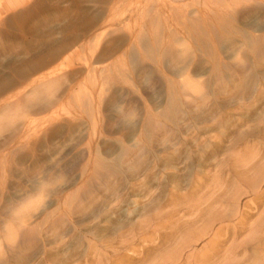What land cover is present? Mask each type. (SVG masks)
Returning a JSON list of instances; mask_svg holds the SVG:
<instances>
[{
  "label": "rangeland",
  "instance_id": "rangeland-1",
  "mask_svg": "<svg viewBox=\"0 0 264 264\" xmlns=\"http://www.w3.org/2000/svg\"><path fill=\"white\" fill-rule=\"evenodd\" d=\"M230 1L0 0V248L5 252L0 249L2 264H50V259L55 264H96L97 260V264H165V259L158 262L155 254L166 251L165 258L173 254V245L168 244L171 239L166 219L172 222L171 218L182 216L189 209L186 199L198 200L214 184L216 176L207 179L205 173L208 168H215L219 159L234 156L237 150L258 151L240 138L236 148L230 145V139L243 128L242 124L246 126L243 130H247L245 137L249 141L264 136L263 132L250 133V125L258 122L264 125V71H261L264 70V0L260 3L251 0L250 8L249 0ZM243 2L247 3L246 7ZM239 57L245 58L242 61L245 65L238 62ZM224 58L226 64L229 62L227 68L220 67L228 66ZM214 64L217 67L213 68ZM238 115L242 120L237 119ZM162 123L169 124V131ZM214 123L221 126L217 128ZM154 128L167 134V139ZM142 131L146 142L141 145L148 146L141 148L137 158L125 155V145L134 148ZM219 135L225 136L223 143L219 142ZM215 146L220 149L213 156ZM217 156L220 158L216 159ZM94 167L110 171L107 179L113 181L112 187L95 192L94 181V188L82 191L84 182L92 180L88 172ZM175 168L180 177L175 174ZM195 172L202 179L205 175L206 185L210 183L202 194L191 189ZM222 176L228 178L227 168ZM174 188L178 197L171 201L169 193ZM230 188V185L225 188L229 191L225 193L229 201H223L226 205L232 204ZM77 196L81 200L77 201ZM252 198V195L242 196V208L247 213L252 209L245 204ZM97 200L102 205L96 204ZM174 207L179 210L173 211ZM223 207L215 209L213 214H219ZM57 212H60L57 216L62 215V224L58 221L53 228ZM141 212L142 218L138 217ZM176 212L180 216L173 217ZM253 215L251 220L258 216ZM20 219L30 221L35 238L28 245L29 250L19 253L8 248L4 235L11 228L17 229ZM84 231L87 236L83 235ZM138 232L144 234L138 236ZM119 237L128 242H120ZM206 239L197 243V251L203 249ZM92 244L97 245L92 247ZM161 244V250L155 251ZM105 246H114L110 248L116 249H113L116 253L111 250V256ZM253 250L252 246L246 249L250 258ZM145 253H150L151 258L144 259ZM260 259L255 264H262Z\"/></svg>",
  "mask_w": 264,
  "mask_h": 264
},
{
  "label": "bare ground",
  "instance_id": "bare-ground-1",
  "mask_svg": "<svg viewBox=\"0 0 264 264\" xmlns=\"http://www.w3.org/2000/svg\"><path fill=\"white\" fill-rule=\"evenodd\" d=\"M230 1V0H229ZM251 0H249L247 3H248V5H249V3H251V2H254V0L253 1H251ZM260 1H262V0H259V2H258V0L256 1L255 0V2H257V3H260ZM230 2H233L232 0L230 1ZM237 2V1H236ZM238 3V2H237ZM243 3H245V2H243ZM247 3H245V7L247 6L246 4ZM263 3V2H262ZM181 4V3H180ZM239 4V3H238ZM241 4H242V2H241ZM255 4V3H254ZM171 5V4H170ZM183 5V4H182ZM186 5H188V4H186ZM244 4H242V6H243ZM184 6V5H183ZM241 5H240V7H241V9L243 8ZM253 7V3H252V5H249V7L248 8H250V7ZM255 6H257V5H255ZM181 8V7H180ZM190 8H192V7H190ZM189 8V9H190ZM256 8V7H255ZM188 9V10H189ZM209 9V8H208ZM245 9V8H244ZM236 9H234V11H235ZM239 10V9H238ZM243 10V9H242ZM246 10H247V8H246ZM252 10V9H251ZM211 11V10H210ZM231 11H232V8H231ZM239 11H241V10H239ZM248 11V10H247ZM183 12V11H182ZM188 12V11H187ZM195 12V11H194ZM197 12V11H196ZM195 12V13H196ZM215 13L214 11H211V13ZM263 12H264V10H263ZM227 13V12H226ZM232 13H234L233 11H232ZM242 13V12H241ZM252 13V12H251ZM185 14H187V13H185ZM221 14H223V13H221ZM243 14V13H242ZM245 14H246V12H245ZM250 14V13H249ZM156 15V14H155ZM244 15V14H243ZM166 16V15H165ZM185 16V15H184ZM249 16V15H248ZM219 17V16H218ZM225 17V16H224ZM223 17V18H224ZM159 19V18H158ZM226 20V19H225ZM228 21V20H227ZM168 22V21H167ZM167 22H165V23H167ZM185 22V21H184ZM183 22V23H184ZM223 22V21H222ZM227 23H229V22H227ZM218 24V23H217ZM151 25H152V23H151ZM179 25V24H178ZM195 26V25H194ZM200 26V25H199ZM188 27V26H187ZM196 27H197V25H196ZM157 28V27H156ZM221 28V27H220ZM219 28V29H220ZM222 29V28H221ZM213 30V29H212ZM155 31V30H154ZM158 31V30H157ZM143 32V31H142ZM201 32V31H200ZM209 32H210V30H209ZM141 33V32H140ZM145 34H147L146 32H144ZM153 33V32H152ZM170 33V32H169ZM207 33V32H206ZM142 34V33H141ZM154 34V33H153ZM157 34V33H156ZM138 36H139V34H138ZM187 36V35H186ZM249 36V35H248ZM255 36V35H254ZM249 38V37H248ZM255 38V37H254ZM253 38V39H254ZM154 39V38H153ZM173 39V38H172ZM178 40H181V38L180 39H178ZM259 40V39H258ZM263 40H264V37H263ZM186 41V40H185ZM254 41H256V40H254ZM253 41V42H254ZM260 41V40H259ZM258 41V42H259ZM167 42V41H166ZM157 43H159V42H157ZM183 43V42H182ZM252 43V42H251ZM255 43V42H254ZM156 44V43H155ZM177 44V43H176ZM190 44V43H189ZM239 44V43H238ZM182 45V44H181ZM264 45V44H263ZM187 46V45H186ZM253 46V45H252ZM155 47V46H154ZM182 47V46H181ZM188 47V46H187ZM151 48V47H150ZM158 48V47H157ZM261 48V47H260ZM259 48V49H260ZM146 49V48H145ZM253 49V48H252ZM262 49V48H261ZM151 50H153V49H151ZM256 50H257V47H256ZM255 51V50H254ZM142 52V51H141ZM146 52H148V51H146ZM251 53V52H250ZM262 53V52H261ZM146 55H148V54H146ZM213 55V54H212ZM256 55V54H255ZM254 55V56H255ZM258 55H260L261 56V54H259L258 53ZM213 57V56H212ZM215 57V56H214ZM219 57H221L220 56V54H219ZM264 57V56H263ZM144 58V57H143ZM217 58V57H216ZM240 58V57H239ZM238 58V59H239ZM249 58V57H248ZM211 59V58H210ZM225 59V58H224ZM241 60L239 61L238 60V62H241V64H244V63H242V61H244V59L245 58H240ZM243 59V60H242ZM218 60V61H217ZM217 60H215V61H217L218 63H219V59L217 58ZM220 60H221V63H224V62H222V61H224V60H222L221 58H220ZM249 60H250V58H249ZM255 60V59H254ZM229 61H230V59H229ZM234 61H237V60H234ZM246 61V60H245ZM250 61H253V59L252 60H250ZM261 61H262V59H261ZM260 61V62H261ZM213 62V61H212ZM226 59H225V64H226ZM231 62V61H230ZM247 62V61H246ZM245 62V63H246ZM259 62V64H261ZM217 63V64H218ZM220 63V64H221ZM233 63V62H232ZM229 64V62L226 64V65H228ZM259 64H258V66H259ZM230 65H232L231 63H230ZM237 65V64H236ZM245 65V64H244ZM248 65V64H247ZM249 66V65H248ZM214 67H217L215 64L213 65V68ZM220 67H223V68H227V67H229V65L228 66H225V65H223L222 64V66L220 65ZM231 67V66H230ZM233 67V66H232ZM243 67V66H242ZM236 68H238V67H236L235 66V69ZM254 68H255V66H254ZM262 68V67H261ZM233 69H234V67H233ZM240 69V68H239ZM238 69V70H239ZM242 69V68H241ZM240 69V70H241ZM246 69V68H245ZM253 69V68H252ZM256 69H258V67L256 68ZM263 69V68H262ZM223 70V69H222ZM228 70H231V69H229L228 68ZM239 70V71H240ZM244 70V69H243ZM258 70H260V69H258ZM231 71H233V70H231ZM238 71V72H239ZM250 71H251V67H250ZM255 71V70H254ZM261 71H264V70H261ZM151 72V71H150ZM220 72V71H219ZM229 72V71H228ZM237 72V71H236ZM245 73L246 72H248L247 70L246 71H244ZM233 73V72H232ZM231 73V74H232ZM240 73H242L241 71L239 72V74ZM245 73H243V76H244V74ZM239 74H236V75H239ZM247 74V73H246ZM240 75H242V74H240ZM233 76H235V75H233ZM183 82V81H182ZM181 82V83H182ZM188 81H186V84H189V83H187ZM220 83V82H219ZM185 84V83H184ZM172 85V84H171ZM191 85V84H190ZM217 85V84H216ZM183 87H185V86H183ZM190 87V86H189ZM201 89V88H200ZM261 89V88H260ZM181 92V91H180ZM201 93V92H200ZM199 95V94H198ZM177 102V101H176ZM187 105H189V104H187ZM229 106H230V104H228ZM231 105H234V104H231ZM246 105V104H245ZM250 105V104H249ZM252 106H253V104H252ZM251 106V107H252ZM214 107H218V106H215L214 105ZM250 107V106H249ZM212 108V107H211ZM248 108V107H247ZM213 109V108H212ZM264 109V108H263ZM241 111V110H240ZM244 111V110H243ZM243 111H241V112H243ZM253 111H254V109H253ZM263 111V110H262ZM236 112H237V110H236ZM239 112V111H238ZM237 112V113H238ZM248 113H249V111H247ZM245 113V112H244ZM243 113V114H244ZM170 114V113H169ZM240 114V116L241 115H243V114H241V113H239ZM174 115V114H173ZM214 115V114H213ZM232 115V114H231ZM258 115V114H257ZM260 115V114H259ZM262 115V114H261ZM247 116V115H246ZM170 117V116H169ZM260 117V116H259ZM259 117H257L256 116V118H258V119H261V118H259ZM220 118V117H219ZM240 117H239V115H238V118L237 119H239ZM244 118H245V115H244ZM217 119V118H216ZM233 119H235V117L234 118H232L231 120H233ZM236 119V120H237ZM241 119V118H240ZM215 119L213 118V121H214ZM224 120V119H223ZM227 120V119H226ZM235 120V121H236ZM242 120V119H241ZM245 120V119H244ZM255 120V119H254ZM257 120V119H256ZM212 121V122H213ZM238 121V120H237ZM260 121V120H259ZM263 121V120H262ZM211 122V121H210ZM228 122V121H227ZM240 122V121H239ZM249 122V121H248ZM251 122V121H250ZM249 122V123H250ZM256 122V121H255ZM261 122V121H260ZM264 122V121H263ZM157 123H160V122H157ZM217 123V122H216ZM234 123V122H233ZM241 123H242V121H241ZM161 124V123H160ZM159 124V125H160ZM163 124V123H162ZM166 124H168V123H164L163 125L165 126V128H167L168 129V131H169V128H168V126H169V124L168 125H166ZM215 124V123H214ZM213 124V125H214ZM235 124V123H234ZM234 124H232V127H233V125ZM251 124H253V122L251 123ZM172 125H173V123H172ZM216 125V124H215ZM220 125V124H219ZM219 125H216V127L217 126H219ZM235 125H237V124H235ZM243 126V128L240 130V131H237L236 132V135H234V136H232V139H230V145L233 147V149L234 148H236L237 147V144H239V142H240V139L241 140H244V142H246V144L247 145H249V143H250V145L253 147V148H258V151L256 152H254V151H252V150H249V148H247L246 149V147L244 148L243 146V148L244 149H246L247 151L249 150V151H252V152H250V153H246V152H239V150H237L238 151V154H234V156H231V157H229L228 155H226V156H228L229 157V159H228V157H226V158H224V159H219L220 158V156H219V158H218V156H217V158L216 159H219L218 160V162L216 163V159L214 160V162L216 163V164H214L215 165V168H208V172L207 173H205V175L203 174V179H204V176L205 177H207V176H210V177H212V178H214L215 176V179H216V181L215 180H211V181H215L214 182V184L213 185H211L210 186V183H209V186L208 185H206L203 181V179H202V177H199L200 175H196V173L198 172H195V175H194V177H193V180H191V182H190V185H191V189L194 191H200L201 192V194H202V191L203 190H206L204 193V195H200L201 197H196L198 200H191L190 198H188V199H186V204H188V208L189 209H187L188 211H184V213L182 214L181 213V215L182 216H180V215H177V214H179V213H174V215L172 214V216L174 217L175 215H177V216H180V217H178V218H171L173 221L172 222H167L169 219H166L167 221H166V223H168L169 224V229H170V231H169V235H170V239L171 240H169L170 241V243H168V244H170L169 245V247L170 246H172L173 245V254L172 255H168V253H167V255L169 256V257H171V258H169V257H167L168 258V260L169 261H171V262H174V264L175 263H178V264H245V263H250V264H252V262H253V264H255V263H257L256 262V260L257 259H260V258H262L263 259V263L262 264H264V208H263V206H264V146H263V144H264V136L263 135H259L260 137H261V139H257L256 138V140L255 139H253V138H250V139H253V140H251V141H249L247 138L248 137H245V136H247L248 134H246V131L247 130H243V129H245V127H244V124H242ZM250 124H247V127L249 126ZM261 123H254L252 126L250 125V133L252 134L253 132H254V134H258V133H262L263 132V134H264V125H262ZM152 126V125H151ZM167 126V127H166ZM171 126V125H170ZM173 126H175V125H173ZM221 126V125H220ZM230 127H231V125H229ZM237 126H239V125H237ZM153 127H154V125H153ZM160 127V126H159ZM176 127V126H175ZM197 127V126H196ZM204 127V126H203ZM231 127V128H232ZM155 128H157L158 129V127H156V123H155ZM154 128V129H155ZM162 128V130L164 131V129H163V127H160L159 129H161ZM207 128V127H206ZM218 128V127H217ZM227 128V127H226ZM235 128H237V127H235ZM240 128V127H239ZM143 129V128H142ZM157 129H155L157 132L159 131V130H157ZM194 129V128H193ZM198 129V128H197ZM209 129V128H208ZM215 129V128H214ZM225 129V128H224ZM247 129V128H246ZM162 130H160V131H162ZM196 130V129H195ZM194 130V131H195ZM206 130V129H205ZM216 131H217V129H215ZM221 130V129H220ZM144 131V130H143ZM141 132L140 133V137L138 136V138H137V141L134 143V148L133 147H131V146H127V145H125V148H124V150H125V155H135L134 157H139L140 155H139V153L141 152L140 150H142L141 148L142 147H144L146 144H144V146H142L143 145V143H144V141L146 142V140H144L143 141V139L142 138H144L143 137V135L145 136V134H144V132ZM173 131V130H172ZM171 131V132H172ZM196 131H198V130H196ZM208 131V130H207ZM223 131V130H222ZM234 131V130H233ZM249 131V130H248ZM165 132H166V129H165ZM164 132V133H165ZM202 132V131H201ZM204 132H206V131H204ZM212 132V130L210 129V133ZM158 133H160V135H161V133L162 132H158ZM169 133V132H168ZM187 133V132H186ZM191 133H193V131L191 132ZM197 133V132H196ZM195 133V134H196ZM207 133V132H206ZM213 133V132H212ZM156 134V133H155ZM163 134V133H162ZM166 134V133H165ZM231 134H233L232 132H231ZM159 135V136H160ZM164 135V134H163ZM185 135V134H184ZM186 135H188V134H186ZM192 135V134H191ZM211 135V134H210ZM158 136V135H157ZM156 136V137H157ZM165 136V139H167L166 138V136H168L167 134L166 135H164ZM199 136V135H198ZM249 136L251 137V135L249 134ZM258 136V135H257ZM258 136V137H259ZM146 137V136H145ZM189 137V136H188ZM200 137V136H199ZM203 137V136H202ZM202 137H200V138H202ZM208 137V136H207ZM219 137V142H222L223 143V141H224V138H225V136H221V135H219L218 136ZM229 137V136H228ZM231 137V136H230ZM161 138V137H160ZM183 138H185V136L183 137ZM190 138V137H189ZM204 138V137H203ZM240 138V139H239ZM186 139H187V136H186ZM195 140H196V138H194ZM205 139V138H204ZM210 139H212V137L210 138ZM193 140V139H192ZM200 139H198V141H199ZM229 140V139H228ZM258 140V141H257ZM197 141V140H196ZM196 141H193V142H195L196 143ZM197 141V142H198ZM202 142H203V140H201ZM201 141H200V143H201ZM186 142V141H185ZM150 143V142H149ZM186 143H188V142H186ZM205 143V142H204ZM243 143V142H242ZM142 144V145H141ZM210 144V143H209ZM208 144V145H209ZM236 144V145H235ZM244 144V143H243ZM196 145H197V143H196ZM205 144H203V146H204ZM207 145V144H206ZM218 145V144H217ZM241 145V144H240ZM146 146H148V144L146 145ZM189 146H190V144H189ZM200 146H202V145H200ZM203 146L201 147L202 149H203ZM210 146V145H209ZM226 146V145H225ZM193 147V146H192ZM197 147V146H196ZM195 147V148H196ZM224 147V146H223ZM241 147V146H240ZM249 147V146H248ZM133 148V149H132ZM190 148V147H189ZM197 148H199V147H197ZM216 148V146L214 147V149H212L213 151H215V152H213V156H215V155H217V153L219 152V149L220 148H217V149H215ZM239 148V147H238ZM194 149V148H193ZM244 149H242V150H244ZM196 150V149H195ZM198 150V149H197ZM226 150V149H225ZM229 150H231V149H229ZM245 150V151H246ZM203 151V150H202ZM232 151V150H231ZM81 152V151H80ZM135 152H136V154H135ZM139 152V153H138ZM144 152V151H143ZM187 152H188V150H187ZM192 152H194V151H192ZM204 152H206V151H204ZM212 152V151H211ZM223 152V151H222ZM141 154V153H140ZM191 154V153H190ZM208 153H206V155H207ZM228 154V153H227ZM231 154V153H230ZM143 156H144V154H142ZM169 155V154H168ZM167 155V156H168ZM142 156V157H143ZM170 157V156H169ZM168 157V158H169ZM126 157H124V161H126V159H125ZM141 158V157H140ZM172 158V157H171ZM175 158V157H174ZM189 158V157H188ZM173 159V158H172ZM202 159H203V156H202ZM210 159V158H209ZM211 160V159H210ZM213 160V159H212ZM203 161H205L204 159H203ZM194 163V162H193ZM212 163V162H211ZM196 164V163H195ZM199 164V163H198ZM201 164V163H200ZM211 165H213V164H211ZM210 165V166H211ZM193 166H194V164H193ZM228 166L230 167V169L228 168ZM99 167V166H98ZM137 167H140V166H137ZM137 167H136V169H137ZM187 167V169H188V166H186ZM94 168H96V169H94ZM90 172H88V178L91 180V181H89V180H86L87 182H91V183H87V182H84L85 184H86V186L84 187V189L83 188H81V190L82 191H84V190H86V189H92V188H94L93 186H94V181H95V189H94V191L95 190H98V191H101V190H103V189H105V188H110V187H112L111 186V183L113 182V181H108V179H107V177L109 176V174L111 175V173H110V171H109V173L107 172V171H103V169L101 170V168H97V167H94ZM193 168V167H192ZM225 168H227L228 170H229V176H228V178L227 179H224L225 177H223L222 175L224 174V171H225ZM176 169V168H175ZM197 169V168H196ZM195 169V170H196ZM170 170V169H169ZM181 170V169H180ZM184 170V169H183ZM189 170V169H188ZM84 171L86 172V170L84 169ZM139 171V170H138ZM172 171V170H171ZM176 171L177 172H175V174L176 173H178L179 172V170H177L176 169ZM185 171V170H184ZM194 171V170H193ZM192 171V172H193ZM84 172V173H85ZM183 172V171H182ZM186 172V171H185ZM184 172V173H185ZM188 172V171H187ZM83 173V172H82ZM173 173H174V171H173ZM172 174V173H171ZM170 174V175H171ZM180 173H178V177H180L181 175H179ZM194 174V173H193ZM197 174H199V173H197ZM84 175V174H83ZM87 175V174H86ZM173 175V177H175L174 176V174H172ZM171 175V176H172ZM228 175V174H227ZM189 176H192V174L191 175H189ZM223 177V178H220V177ZM110 177H112V176H110ZM149 177V176H148ZM187 178H190V177H188V176H186ZM229 177H230V179H229ZM87 177H86V179H88ZM114 178V177H113ZM168 178V177H167ZM209 177H207V179H208ZM180 179H182V178H180ZM191 179H192V177H191ZM224 179V180H223ZM145 180V179H144ZM172 181V180H171ZM175 181H177V180H175ZM188 181H190V179H188L187 180V182ZM210 181V182H211ZM219 181L221 182V183H219ZM115 182H117L116 180L114 181V183ZM174 182V181H173ZM180 182H181V180H180ZM179 182V183H180ZM83 183V184H84ZM143 183V182H142ZM84 184V185H85ZM116 185V184H115ZM231 186V188H232V185L234 186L232 189H233V194H232V198L230 199V203H232V204H230V205H226V203L224 204V202L223 201H229L227 198H226V195H225V193H227V192H229V191H227L226 192V190H228V189H225L226 187H228V186ZM177 186H179V185H177ZM176 186V187H177ZM189 186V185H188ZM181 187V186H180ZM186 187V186H185ZM206 187H209V188H206ZM86 188V189H85ZM118 188V187H117ZM116 188V189H117ZM204 188H206V189H204ZM231 188H230V190H231ZM115 189V190H116ZM175 189L176 188H174L173 190H171V192L169 193V198H170V200L172 201V200H175V198H177L178 197V193L175 191ZM178 189V188H177ZM189 189V188H188ZM88 190V191H89ZM114 190V189H113ZM112 190V191H113ZM114 190V191H115ZM187 190V189H186ZM87 191V190H86ZM93 191V190H92ZM93 191V192H94ZM110 191H111V189H110ZM181 191H183V190H181ZM180 191V192H181ZM191 191V190H190ZM92 192V193H93ZM96 192V191H95ZM94 192V193H95ZM101 192H103V191H101ZM116 192H117V190H116ZM115 192V193H116ZM179 192V193H180ZM188 192V191H187ZM83 193V195L84 194H86V193H88V192H86V193H84V192H82ZM105 193H107V192H105ZM109 193V192H108ZM151 193V192H150ZM153 193V192H152ZM184 193H185V190H184ZM79 194V193H78ZM110 194V193H109ZM113 194V193H112ZM118 194V193H117ZM209 194V195H208ZM82 195V196H83ZM93 195V194H92ZM94 195H96L97 196V194H94ZM108 195V194H107ZM106 195V196H107ZM116 195V194H115ZM115 195H113V196H115ZM181 195H183L182 194V192H181ZM243 195H252V199H251V202H248V203H246L245 205L246 206H248V207H250L251 209H252V211L251 212H249V213H247L246 211H244L243 210V208H242V206H243V204H242V196ZM95 196V197H96ZM101 196V195H100ZM111 196V195H110ZM194 196V195H193ZM229 196V195H228ZM88 197H89V194H88ZM91 197H93V196H90V198ZM109 197V196H108ZM195 197V196H194ZM230 197V196H229ZM72 198V197H71ZM98 198V197H97ZM101 198V197H100ZM151 199H152V197H150ZM180 198V197H179ZM184 198H186V197H184ZM196 198H194V199H196ZM81 200V198L79 197V196H77V198H76V200L78 201V200ZM89 199V198H88ZM109 199H111V198H109ZM109 199L107 200V201H109ZM168 199V198H167ZM101 200V199H100ZM170 200H168V201H170ZM70 201V200H69ZM83 201V200H82ZM90 201V200H89ZM102 201V200H101ZM181 201H182V199H181ZM180 201V202H181ZM72 202V201H71ZM83 203H85L84 201H83ZM82 203V204H83ZM93 203V202H92ZM91 203V204H92ZM95 203V202H94ZM93 203V204H94ZM98 203V200H97V202H96V204ZM102 202H99L98 204H100V205H102L101 204ZM151 203H152V201H151ZM156 202H154L153 204H155ZM87 204V203H86ZM86 204H84V205H86ZM118 204V203H117ZM170 204H172V202L170 203ZM228 204V203H227ZM71 205V204H70ZM179 205H181V204H179ZM151 206V205H150ZM154 206V205H153ZM165 206H166V204H165ZM177 206V205H176ZM175 206V207H176ZM223 206H226V207H223ZM88 207H89V205H88ZM100 207V206H99ZM173 207V206H172ZM171 207V208H172ZM174 207V208H175ZM221 207H223V209H221L222 211L219 213V214H213L214 213V210L215 209H219V208H221ZM83 208V207H82ZM94 208V207H93ZM92 207L90 208V209H93ZM95 208H97V207H95ZM94 208V209H95ZM144 208V207H143ZM169 207H167V209H168ZM177 208V207H176ZM175 208V209H176ZM178 208H179V206H178ZM263 208V209H262ZM66 209V208H65ZM83 209H86V208H83ZM87 209H89V208H87ZM180 209V208H179ZM179 209H176V210H174L173 209V211H178ZM71 209H69V211H70ZM81 210V213H82V209H80ZM96 210V209H95ZM98 210H100V209H98ZM151 210V209H150ZM150 210L148 211V212H150ZM155 210V209H154ZM220 210V209H219ZM218 210V211H219ZM65 211V210H64ZM72 212L74 211V209H72L71 210ZM70 211V212H71ZM77 211V210H76ZM79 211V210H78ZM78 211H77V213H78ZM94 211V210H93ZM102 211V210H101ZM100 211V212H101ZM104 211V210H103ZM155 211H157V210H155ZM164 211V210H163ZM173 211H170V212H172L173 213ZM217 211V212H218ZM99 213V211H96V213ZM106 212V211H105ZM104 212V213H105ZM107 212H109V209L107 210ZM112 212V211H111ZM151 212H153V210L151 211ZM150 212V213H151ZM169 212V211H168ZM169 212V213H170ZM58 214H54L55 216H57V215H59L60 214V212H57ZM62 213V212H61ZM167 214V215H170V214ZM258 214V216L257 217H255V219H252L251 220V218L254 216L253 214ZM64 214H65V212H64ZM63 214V218H64V216L66 215H64ZM68 214V213H67ZM72 214H74V213H72ZM72 214H69V215H72ZM101 215H102V213H100ZM155 213H153L152 215L153 216H155L154 215ZM158 214V213H157ZM209 214H212V215H210L211 217H209L208 215ZM68 215V216H69ZM96 215H98V214H96ZM141 215H143L142 214V212H141V214H140V216H138V217H141ZM146 215L148 216L149 215V213H146ZM158 215H160V214H158ZM161 215H163V213H161ZM62 216V215H61ZM59 217V216H57L56 217V219L55 218H53V216H52V220H54V222H53V226H51V227H53V228H56V225H57V223L56 222H58L59 221V223H61V218L62 217ZM105 216V215H104ZM166 216V215H165ZM176 216V217H177ZM206 216H208V221H206ZM72 217H73V215H72ZM71 217V218H72ZM99 217H100V215H99ZM137 217V218H138ZM146 217V216H145ZM151 217V216H150ZM149 217V218H150ZM161 218L163 217V216H160ZM169 217H171V216H169ZM204 217H205V220H204ZM102 218V217H101ZM142 218V217H141ZM148 218V219H149ZM236 220L235 221V223L233 224H231L230 222H231V220ZM21 220L22 219H20L19 220V222H21ZM63 221H64V219H62ZM110 220V219H109ZM151 220V219H150ZM72 221V220H71ZM108 221V220H107ZM152 221H153V219H152ZM205 221V222H204ZM52 222V221H51ZM139 222V221H138ZM201 222V223H200ZM54 223H55V225H54ZM72 223V222H71ZM101 223V222H100ZM121 223V222H120ZM135 223V222H134ZM146 223V222H145ZM150 223V225L152 226V222L150 221L149 222ZM149 223H147V224H149ZM152 223V224H151ZM160 223H163V222H160ZM203 223V224H202ZM30 224V221H28V220H26V219H24V220H22V222L20 223V225L18 226V228L17 229H14V228H11L10 229V231L9 232H7L5 235H4V237L6 238V243L9 245L8 246V248L10 249V250H12L13 252H18L19 251V253H20V251L21 250H23L24 252L26 251V250H29L30 249V247H28V245L30 244V241L33 239V238H35V236H34V234L35 233H33V228L31 227V225H29ZM49 224V223H48ZM62 224V223H61ZM123 224V223H122ZM218 224V227H216V225ZM82 225V224H81ZM96 225H97V223H96ZM130 225V224H129ZM132 225H133V223H132ZM138 225V224H137ZM164 225H166V224H164ZM163 225V226H164ZM48 226V225H47ZM125 226V227H124ZM126 226L127 225H123V227L124 228H126ZM140 226V225H139ZM49 227V226H48ZM48 227H47V229H48ZM63 227H65L64 226V224H63ZM129 227H131V225L129 226ZM135 227H136V223H135ZM59 228V227H58ZM85 228V227H84ZM120 228V227H119ZM127 228H128V226H127ZM140 228V227H139ZM139 228L137 229V230H139ZM144 228H145V230H144ZM143 228V230L144 231H146V226ZM151 228V227H150ZM150 228H148V230L150 229ZM167 228V227H166ZM217 228V229H216ZM52 229V228H51ZM60 229V231H61V228H59ZM89 229V228H88ZM140 229H142V227L140 228ZM49 230V229H48ZM57 229H55V231H56ZM95 230H97V229H95ZM121 230V229H120ZM123 230V229H122ZM131 230V229H130ZM88 231V230H87ZM127 231V230H126ZM139 231H142V230H139ZM143 231V232H144ZM81 231H79V233H80ZM85 232V231H84ZM83 232V235L84 236H87L88 234L86 233H84ZM118 232V231H117ZM135 232V231H134ZM137 232V231H136ZM147 232H149V231H147ZM38 233V232H37ZM42 233V232H41ZM54 233V232H53ZM121 233V232H120ZM123 233V232H122ZM120 234V235H123V234ZM142 233V232H141ZM155 233V232H154ZM160 233V232H159ZM39 234V233H38ZM55 234H56V232H55ZM59 234V233H58ZM106 234H108V233H105V235ZM131 234H132V232H131ZM142 234H144V233H142ZM141 234V235H142ZM148 234V233H147ZM166 234V233H165ZM40 235V234H39ZM82 234H81V236H83ZM93 235V234H92ZM95 235V234H94ZM138 236H141L140 234H139V232H138V234H137ZM57 235H55V238H57L56 237ZM110 236V235H109ZM125 236V235H124ZM157 236V235H156ZM155 236V237H156ZM165 236V235H164ZM40 237V236H39ZM38 237V238H39ZM42 237V236H41ZM97 237H98V235H97ZM106 237V236H105ZM111 237V236H110ZM118 237V236H117ZM116 237V238H117ZM133 237V235L131 236V238ZM135 237H136V235H135ZM158 237V236H157ZM162 237H163V235H162ZM167 237V236H166ZM37 238V239H38ZM113 238V237H112ZM120 238V242H126V240H124V239H121V237H119ZM118 238V239H119ZM165 237H163V239H164ZM206 239L207 241H206V243L204 244V246H203V249L202 250H199V251H197L198 249L195 247L196 245H197V243L201 240V239ZM40 240H41V238H39ZM44 239V238H43ZM60 239H62V238H60ZM95 239H97V238H95ZM100 239V237L98 238V240ZM102 239V238H101ZM111 239V238H110ZM110 239H108V241L107 242H109L110 241ZM115 239V238H114ZM149 239H150V237H149ZM46 240V239H45ZM44 240V241H45ZM57 241H59L58 239H56ZM64 241H65V238L63 239ZM63 240L62 241H60L59 243L61 244V242L63 243ZM121 240H124V241H121ZM162 240V239H161ZM165 240V239H164ZM163 240V241H164ZM42 241V240H41ZM94 241H96V240H94ZM151 241V240H150ZM152 241H154V240H152ZM168 241V240H167ZM104 242V241H103ZM112 242V241H111ZM111 242H110V244H111ZM115 242V241H114ZM127 242H128V240H127ZM126 242V243H127ZM228 242H230V244L227 246V247H225L226 246V244H228ZM44 243V242H43ZM58 243V242H57ZM81 243H83V242H81ZM89 243V242H88ZM90 243H93V242H90ZM96 243V242H95ZM99 243V242H98ZM105 243V242H104ZM126 243H125V245H124V243H123V245L126 247ZM160 243V242H159ZM161 243H162V241H161ZM46 244V243H45ZM102 244V242H100V245ZM109 244V245H110ZM153 244V243H152ZM163 244V243H162ZM162 244H161V246H159V247H155V251H158V250H161V247H162ZM167 244V243H166ZM168 244L166 245V247H168ZM44 245V244H43ZM97 245V244H96ZM96 245H94V246H96ZM104 245V244H103ZM105 245H107L108 246V243H106ZM112 245V244H111ZM89 246V245H88ZM87 246V247H88ZM91 246V245H90ZM93 246V244H92V247H94ZM146 245H144V248L146 249L147 247H145ZM249 246H252L253 247V256L250 258V256H249V254H246V249L248 248L249 249ZM101 247V246H100ZM110 247H114V246H110ZM110 247H107L106 248V246H105V248L104 247H102V249L104 248V249H106V251H107V249L109 250L108 252H110V254H111V252L112 251H114V250H116V249H114V248H110ZM121 247V246H120ZM169 247H168V249H169ZM96 248V247H95ZM94 248V249H95ZM119 248V247H118ZM117 248V249H118ZM149 248V247H148ZM1 250H2V247L0 248ZM93 249V248H92ZM92 249H90L91 251H92ZM97 249V248H96ZM114 249V250H113ZM98 250H99V246H98ZM101 250V249H100ZM112 250V251H111ZM120 250V249H119ZM144 250V249H143ZM164 250H165V248H164ZM163 250V251H164ZM3 251V250H2ZM6 251V250H5ZM87 251V250H86ZM120 251H122V250H120ZM119 251V252H120ZM147 251V250H146ZM149 251H150V249H149ZM152 251V250H151ZM169 251V250H168ZM4 252V251H3ZM7 252V251H6ZM28 252L29 251H27V254H28ZM88 252H89V250H88ZM93 252V251H92ZM91 252V253H92ZM96 252L97 253H99V252H102V253H104L103 251H97L96 250ZM108 252H105V253H108ZM118 252V253H119ZM152 252H154V251H152ZM249 252V251H248ZM5 253V252H4ZM10 253V252H9ZM23 253V252H22ZM45 253V252H44ZM86 253V252H85ZM114 253H116L115 251H114ZM113 253V254H114ZM117 253V255H119ZM147 253V252H146ZM145 253V254H146ZM165 253H166V251H165ZM165 253L164 252H162L161 253V251H160V253H158V254H155V257L158 259V262L160 261V260H162V262L164 261V259H165V264H172V263H168L169 261L167 260V258H165L164 256H165ZM169 253H170V251H169ZM251 253V252H250ZM120 254H121V252H120ZM105 255H107V254H105ZM104 255V257H106ZM153 255V254H152ZM4 257H6L5 256V254L3 255ZM46 256V255H45ZM103 256V255H102ZM111 256H112V254H111ZM113 256H116L115 254L113 255ZM142 256V255H141ZM249 256V257H248ZM3 257V258H4ZM8 257V256H7ZM95 257V256H94ZM93 257V258H94ZM97 257V256H96ZM103 257V258H104ZM148 257V259H150L151 258V254L149 253V255H147L146 254V257H144V259H146ZM154 257V256H153ZM8 259H9V257H8ZM55 259V258H54ZM58 258H56V260H57ZM97 259H99V257L97 258ZM105 259V258H104ZM106 259H107V257H106ZM109 259V258H108ZM107 259V262L109 261ZM112 259V258H111ZM143 259V258H142ZM160 259V260H159ZM0 260H2V257L0 256ZM10 260V259H9ZM53 260V259H52ZM115 260H116V258H115ZM115 260H113V261H115ZM166 260H167V262H166ZM48 261V260H47ZM94 261V260H93ZM106 260H104V262H105ZM156 261V260H155ZM260 261V263H261V259L259 260ZM2 262V261H1ZM0 262V264H2ZM3 262H5V261H3ZM54 262H55V260H54ZM54 262H51V259H50V264L51 263H54ZM59 262V261H58ZM95 262H96V260H95ZM100 263H101V258H100V261H99ZM146 262V261H145ZM152 262H154V261H152ZM161 262V263H162ZM94 263V262H93ZM97 263H98V260H97ZM96 263V264H97ZM122 263V262H121ZM142 263V262H141ZM156 263V262H155ZM4 264V263H3ZM6 264H7V262H6ZM55 264V263H54ZM67 264V263H66ZM104 264V263H103ZM105 264H107L106 262H105ZM151 264V263H150ZM157 264V263H156ZM160 264V263H159Z\"/></svg>",
  "mask_w": 264,
  "mask_h": 264
}]
</instances>
